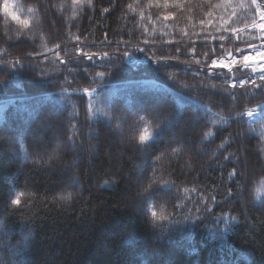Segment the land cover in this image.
<instances>
[{
	"label": "trees",
	"instance_id": "1",
	"mask_svg": "<svg viewBox=\"0 0 264 264\" xmlns=\"http://www.w3.org/2000/svg\"><path fill=\"white\" fill-rule=\"evenodd\" d=\"M16 2L34 25H0V264H264V79L210 72L264 42L254 0Z\"/></svg>",
	"mask_w": 264,
	"mask_h": 264
},
{
	"label": "rangeland",
	"instance_id": "2",
	"mask_svg": "<svg viewBox=\"0 0 264 264\" xmlns=\"http://www.w3.org/2000/svg\"><path fill=\"white\" fill-rule=\"evenodd\" d=\"M254 3L257 7L258 10V14H259V22L258 24L254 27V30L259 32L261 37L264 38V0H254ZM224 52H235V53H228V58L229 61L225 62L224 59H222L220 62H214L211 65V71L213 72H226L230 74V80H231V85L233 83H240V84H245L246 83V79L242 78L240 80L234 81L233 80V76H232V71L234 69L240 68V71H244L246 72L247 76L251 75V70L249 69H243V65L244 63L248 62V61H252V60H263L264 59V42L260 43L259 45H255V46H250L247 47L241 51H237L235 49H230L228 51H224ZM238 52H244L243 54H239ZM231 70V71H229ZM263 74H258L257 76H260V79H264V77H261ZM88 91V90H86ZM263 107L260 106L259 108L253 109V110H249L246 111L242 116L246 119V121L248 123L252 122H256L259 119V110ZM48 128H51V130L54 129V127L52 126H48ZM116 141L117 143H115L116 145H118L120 148L124 147V136L117 134L116 133ZM55 142V140H54ZM188 143H190V141H188ZM45 149L42 150V152ZM109 159L111 161L114 160L113 157L110 156V154H108ZM125 158V156H124ZM145 158V157H144ZM145 167V160L143 159L141 165L139 166V168L137 169V174L139 175V177L141 178L142 176V172H143V168ZM144 183H142L141 185L143 186ZM121 249V248H120ZM121 253L123 254H131L133 253V247L130 246L128 243H124L123 245V249L121 250ZM1 259V258H0Z\"/></svg>",
	"mask_w": 264,
	"mask_h": 264
},
{
	"label": "clouds",
	"instance_id": "3",
	"mask_svg": "<svg viewBox=\"0 0 264 264\" xmlns=\"http://www.w3.org/2000/svg\"><path fill=\"white\" fill-rule=\"evenodd\" d=\"M29 8L35 12L36 5L30 4L28 5ZM0 25L4 27L5 33H7L9 27H11L12 32L16 37L20 36L21 34L25 33L34 25V17L29 15L25 10H23V5L18 4L16 0H0ZM8 39H12V36H8ZM4 77H0V80H3ZM140 120L148 121L147 123V132H141L140 135H143L145 139H140V135L137 136V142L140 144L147 143L151 138L154 132V128L152 126V122L150 118L146 115H142L139 117ZM159 159V157H157ZM73 193L71 191H67L64 193L57 194V199L61 201H71L73 197ZM15 197L12 198L11 207L15 208L17 205L15 204ZM151 210H156L157 213L158 209L155 206H150Z\"/></svg>",
	"mask_w": 264,
	"mask_h": 264
},
{
	"label": "water",
	"instance_id": "4",
	"mask_svg": "<svg viewBox=\"0 0 264 264\" xmlns=\"http://www.w3.org/2000/svg\"><path fill=\"white\" fill-rule=\"evenodd\" d=\"M261 64H264V61H253L247 63V66H252V70L254 73L263 72L264 68L260 67Z\"/></svg>",
	"mask_w": 264,
	"mask_h": 264
},
{
	"label": "snow or ice",
	"instance_id": "5",
	"mask_svg": "<svg viewBox=\"0 0 264 264\" xmlns=\"http://www.w3.org/2000/svg\"><path fill=\"white\" fill-rule=\"evenodd\" d=\"M142 139H144V137H142Z\"/></svg>",
	"mask_w": 264,
	"mask_h": 264
}]
</instances>
